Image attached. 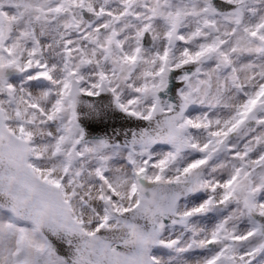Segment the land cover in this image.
Returning <instances> with one entry per match:
<instances>
[{
  "label": "snow or ice",
  "instance_id": "snow-or-ice-1",
  "mask_svg": "<svg viewBox=\"0 0 264 264\" xmlns=\"http://www.w3.org/2000/svg\"><path fill=\"white\" fill-rule=\"evenodd\" d=\"M0 264H264V0H0Z\"/></svg>",
  "mask_w": 264,
  "mask_h": 264
}]
</instances>
